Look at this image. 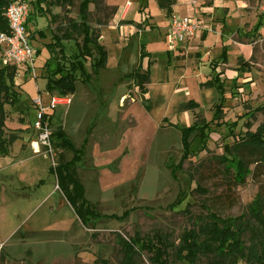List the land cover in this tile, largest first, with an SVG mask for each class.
Segmentation results:
<instances>
[{"label": "rangeland", "instance_id": "rangeland-1", "mask_svg": "<svg viewBox=\"0 0 264 264\" xmlns=\"http://www.w3.org/2000/svg\"><path fill=\"white\" fill-rule=\"evenodd\" d=\"M254 1V10L248 14L250 21L244 25L243 35L264 12V0ZM129 2L132 10L128 19L136 20L134 23H119L112 29L110 22L114 14L108 11L92 17L91 25L100 37L103 36L101 44L109 49L111 61L116 44L122 45L128 39L132 46L128 43L129 48L122 51L116 69L102 72L86 84L78 83L69 108H58L51 114L54 141L60 130L79 146L84 133L103 117L109 120L111 130L116 123L135 128L133 117L143 123L136 108L132 109L133 116L128 114L133 102L140 99L132 76L140 63L141 45L154 61L150 67L153 72L147 98L151 117H159L162 100L155 93L151 94L150 88L166 78L170 83L173 81L172 69L166 66L167 53L179 44H169L167 26L170 17L156 7L154 0H147L146 14L136 10L137 0ZM90 10L93 11L92 6ZM60 12L62 16L63 11ZM96 20L103 25L97 27ZM108 25L109 30L103 28ZM120 27H124L121 35ZM25 29L28 36H33L30 41L35 51L40 50V53L34 60L36 78L22 71L16 74L13 91L17 93V100L12 106L3 105L0 116V264H94L98 258L117 264L120 260L118 236L127 240L135 234L143 237L159 233L176 243L180 234L190 229L198 216L205 214V209L220 218H235L246 214L253 200L264 198V164L256 153L249 149L231 152L232 155L237 153L249 170L239 182L234 180L233 171L225 170L219 163L224 148L231 150L237 140L240 142L247 125L250 132H254L264 123V116L254 113L264 104V26L259 36L242 39L252 51L245 61L248 64L246 71L238 70L233 87L228 80H223L225 125L214 127L213 124V131L204 143L194 141L192 156L180 168L176 167L183 156L180 137L170 127V122L179 127L190 126L196 120L210 122L214 104L220 100L214 89H211L215 91L212 94L205 93L189 81H185L189 96L184 98L181 94L175 99L179 105L192 100L198 107L192 112H178L177 109L166 118L167 122L161 121V129L157 130L150 148L140 158H127L122 169L118 161L113 162L109 167V190L101 191L99 171L90 170L88 161L83 166L78 164L86 198L96 205L101 215L121 217L125 211H130L124 220L103 218L93 221L92 229L76 223L73 211L49 175V169L58 164L59 154L50 155L42 149L37 151L33 145L37 138L32 128L35 115L32 103L40 96L47 100L45 78L55 67L52 61L45 65L49 55L43 44L49 42L56 27L52 25L50 29L48 25L45 27L44 23L36 22ZM37 31L44 32L45 41L34 35ZM74 51L73 43L67 44V53ZM147 62L143 60V69ZM90 63L86 64L88 70ZM235 66H238L237 60ZM197 81L204 83L207 78L202 76ZM248 112L254 114L252 118ZM233 123L235 126L230 133L227 127ZM63 156L65 160L70 158L69 153H63ZM134 159L135 162L138 160L137 164ZM170 166L177 170L174 179L170 176ZM181 195L184 196L182 204L175 206ZM141 264H150L148 255L143 254Z\"/></svg>", "mask_w": 264, "mask_h": 264}, {"label": "trees", "instance_id": "trees-1", "mask_svg": "<svg viewBox=\"0 0 264 264\" xmlns=\"http://www.w3.org/2000/svg\"><path fill=\"white\" fill-rule=\"evenodd\" d=\"M13 0H0V33H8V25L4 18V12ZM203 1L209 5L210 0ZM30 13L25 27H27L35 15L42 17L50 14L51 8H61L62 16H51V22L59 18L55 32L52 33L49 42L43 44V49L49 55L48 61L54 62V72L45 78V93L49 95L71 96L76 94L78 83L86 84L96 75L107 71V50L100 43L98 30L91 25L93 16L102 12L116 13L113 7H106L104 0H30ZM157 8L169 18L172 15V8L176 0H156ZM93 7V11L90 7ZM32 11V12H31ZM253 28L252 33L256 35L262 27L264 14ZM96 26L103 25L99 20L95 21ZM29 35V34H28ZM44 41L46 36L43 31L35 34ZM32 40L33 36H29ZM73 43L75 51L67 53V44ZM130 44V43H129ZM129 44L127 48H129ZM131 45V44H130ZM132 46V45H131ZM124 51V50H123ZM40 50H36V57ZM139 61L134 70L133 78L135 87L140 96V103L148 113L151 105L147 98L146 87L149 84L150 67L154 63L151 55L145 51L144 45L139 47ZM146 59V68H142V62ZM87 62L89 70L87 69ZM226 63V54L222 53L220 60L212 66L214 73L209 81L202 84L204 89H214L220 100L214 104L213 116L210 122L196 120L190 126L179 127L176 124H169L180 137L183 156L177 168L192 156V144L194 141L204 143L210 133L212 125L221 127L225 125L224 119V93L226 88L224 81L220 80L221 72L217 71L218 64ZM238 70L246 71L248 66L242 58L237 60ZM17 74L16 68L3 66L0 62V116L3 105L12 106L17 100V93L13 91L14 80ZM233 87L235 82H231ZM198 106L195 102L189 101L179 105L178 112H192ZM254 113H261L264 116V104L255 110ZM253 117L254 114L248 112ZM51 121V119H50ZM162 122H167L163 119ZM51 125V124H50ZM110 122L103 117L96 121L85 133L79 146L75 145L60 130L51 136V144L54 153H58V164L49 169V175L55 180L57 190L67 202L74 213L76 223L86 229H92V222L103 218L113 220H124L130 215L125 211L121 217L101 215L94 203L86 198L84 183L79 175L78 164L83 166L86 161L90 163L89 169L96 170L92 165V149L97 144L101 151L115 149L124 132L133 126L124 127L116 123L114 129H110ZM120 126L119 129H117ZM235 124H230L227 131L231 133ZM117 129V130H116ZM161 129V127H159ZM247 131L243 138L232 147L224 148V154L220 157L219 163L227 171L234 172V180L242 181L249 173L245 162L237 155L240 150L249 149L259 156V161L264 164V123L259 125L254 132ZM118 134V135H117ZM113 137L112 139L110 138ZM115 136V137H114ZM237 152L232 155L231 152ZM63 153H69L70 158L64 159ZM227 154V155H225ZM113 165V164H112ZM176 167H169L170 176L176 177ZM184 196L181 195L175 206H180ZM120 260L117 264H141L143 254L148 255L150 264H264V198H256L247 208L246 214L235 218H220L205 209V214L198 216L190 229L184 230L176 243L171 242L167 235L154 233L151 236L140 237L135 234L127 240L117 237ZM94 264H110L108 260L97 259Z\"/></svg>", "mask_w": 264, "mask_h": 264}, {"label": "crops", "instance_id": "crops-1", "mask_svg": "<svg viewBox=\"0 0 264 264\" xmlns=\"http://www.w3.org/2000/svg\"><path fill=\"white\" fill-rule=\"evenodd\" d=\"M194 1L196 6L192 5L193 0H176V5L172 8V15L170 18L172 16L182 17L191 15L197 10L196 8H198L203 30L198 38L185 44H179L174 51L167 53L166 66L168 69H172L171 74L173 81L170 83L166 78L163 81H158L153 89L150 88V93H155L156 96L162 100L161 104L163 109L159 117L153 119L151 117L152 110L147 113L139 101L133 102L128 109V114L133 116L132 109L136 108L141 114L143 123H139L136 121L135 117H133L136 122L135 128L125 131L118 146L113 150L101 151L97 144L93 145L92 158L95 169L99 171L98 185L102 192L109 190V167L113 162L118 161L122 169L125 162L128 161L127 158L132 157L136 159L146 154L154 141L155 134L159 129L161 121L171 116L173 111L177 112L179 104L177 103L178 100L175 98L181 94H184V98L189 96L185 81L193 82L195 85H198L199 91L203 89L205 93H214V90L209 89L206 91L201 85L210 80L214 74L211 71L212 66L220 60L222 53L225 52L226 63L217 65V71L221 72L220 80H228L227 83L236 82L239 67L235 66V61L238 60V58L248 61L252 54L251 47L248 43L242 41L243 37H256L263 33L262 29L264 24H262V27L256 35L252 33L253 28L262 17L259 15L257 19H255V22H252L249 26L250 30L248 33L243 35V27L250 21L248 14L254 10V0H210L209 5H205L203 1ZM121 2H123L122 5ZM137 2L138 5L136 10L142 14H146V10L149 6L147 0H137ZM154 3L156 5V0H154ZM104 5L116 9V13L113 15L110 22V28L116 29L119 23H134L136 21L128 19L132 10V4L129 0H104ZM61 10V8H51L50 14H46L42 17L35 15L36 17H33L31 23L35 25L36 22H42L45 27L48 25L50 29L52 25L57 27L58 23H61L62 20L59 18L53 23L51 22V16H60ZM103 28L109 30V25L106 27L103 26ZM120 28L121 35L123 34L124 27ZM135 38H137L136 35ZM103 40L104 38L101 36L99 40L100 43H102ZM128 43L129 40L127 39L124 44L115 45L116 48H113L112 61L109 56V49L103 44L108 55L107 70H114L117 68V60L122 51L128 49ZM189 54H192L193 57H188ZM152 72L151 68L147 94L149 93ZM202 76L207 78V81L204 83L197 81ZM126 152L128 155H126ZM135 163L137 164L138 160Z\"/></svg>", "mask_w": 264, "mask_h": 264}, {"label": "built area", "instance_id": "built-area-1", "mask_svg": "<svg viewBox=\"0 0 264 264\" xmlns=\"http://www.w3.org/2000/svg\"><path fill=\"white\" fill-rule=\"evenodd\" d=\"M30 0H13L4 12L8 25V33H0V62L3 66L16 68L17 73L22 71L36 78L34 60L36 51L26 32V22L30 13ZM192 4H196L193 0ZM264 11V10H263ZM264 14V12H263ZM203 30L198 10L188 16H172L168 21L167 37L169 44H185L198 38ZM46 101L40 96L32 105L34 120L32 128L36 133L37 141L33 145L53 155L51 144L52 130L50 116L58 108L68 109L71 105V96L46 94Z\"/></svg>", "mask_w": 264, "mask_h": 264}]
</instances>
